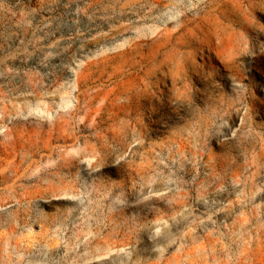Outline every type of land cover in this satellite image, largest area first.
I'll return each instance as SVG.
<instances>
[{"label":"rangeland","instance_id":"obj_1","mask_svg":"<svg viewBox=\"0 0 264 264\" xmlns=\"http://www.w3.org/2000/svg\"><path fill=\"white\" fill-rule=\"evenodd\" d=\"M0 264H264V0H0Z\"/></svg>","mask_w":264,"mask_h":264}]
</instances>
